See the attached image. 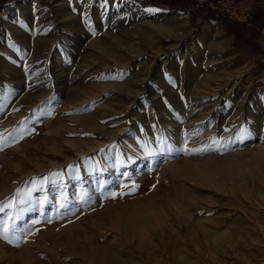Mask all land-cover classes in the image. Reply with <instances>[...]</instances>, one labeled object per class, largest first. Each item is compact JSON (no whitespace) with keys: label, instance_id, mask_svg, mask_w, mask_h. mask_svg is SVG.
Returning a JSON list of instances; mask_svg holds the SVG:
<instances>
[{"label":"rangeland","instance_id":"374dc122","mask_svg":"<svg viewBox=\"0 0 264 264\" xmlns=\"http://www.w3.org/2000/svg\"><path fill=\"white\" fill-rule=\"evenodd\" d=\"M18 1H0V11L4 13L0 18V58L6 59L15 70L11 72L9 67L3 75L0 64V154L11 151L18 140L30 144L38 135L48 133V123H54L55 119H61L59 122L63 126L61 136L64 140L70 141V144L78 142L83 149L77 152L71 149L69 143H59L74 158L73 162H64L63 157L35 147L30 146L25 150V164L20 165V170L31 171V175L0 198V264H26L29 259L30 264H95L92 258L84 259L73 251L70 243H75L74 249L84 244L83 238H75L82 235L88 216L98 212V219L111 228L120 213L134 203L146 202L148 198L158 199L153 208L158 212L153 211V218L144 214V220L148 223V244L138 238L127 241L126 234L117 229H114V234L97 239L98 244L107 245L115 252V258L121 260L119 264H124L129 256L134 257L138 264H149L150 258L145 252L150 251L153 253L151 256L158 258L159 264H223L224 261L227 264H264V169L246 168L239 173H227L217 180L209 176L217 165L233 160L243 165L250 163L246 157L250 141L246 134L251 131V124L264 131V1L95 0L102 11L100 17H91L79 13L72 6L67 7L68 15L62 16L53 8L56 0H38L46 18H35L31 23L27 21L24 10L17 12L12 7L13 16L9 11L4 12ZM126 1L151 12L144 14L135 10L128 13L124 7ZM156 22L174 27L179 34L185 29L190 32L177 42L163 35L159 41V51L153 53L147 50L141 59L133 49L126 51L123 44L120 46L119 41L128 40L129 44L135 45L134 49L144 48L142 35L135 34L133 37L127 29L135 27L148 31L151 24ZM94 42L104 44L102 53L95 49ZM3 44L7 52H2ZM215 50L217 57H223L220 59L221 65H215L218 61L214 65L200 64V68H196L198 71L193 68L195 71L187 72L188 64H194V58L199 53L208 56ZM124 51L131 57L126 59L128 64L125 67L121 62ZM184 52L185 57H181ZM170 61L182 63L185 69L179 84L181 89L175 85L179 90L175 98L181 100L184 91L192 89L186 87L187 84L194 85L205 73L217 70L227 96L224 98L225 111L217 113L215 127L219 130L217 126L225 121V130L233 129L230 144L227 141L229 138L221 137L215 142L214 136H210L206 142L194 145L192 151L185 149L187 142H181V151L174 153L171 149L168 153L160 151L158 154L151 144L145 147L139 137L134 136L147 154L145 160L136 162L128 159L129 163L123 165L122 169L102 168L101 157L113 145L107 143L108 137L116 134L125 136V131L132 130L134 124L142 127L143 119L151 115L158 120L164 111L175 112L164 94L162 109L157 108L151 95L155 81L160 83L163 79V83L170 82ZM40 65L46 66L42 73L45 76L41 72L39 74ZM86 65L89 75L82 72ZM161 67L158 75L156 71ZM145 68L149 73L143 81V94L136 103L129 102L127 107H123L119 104L122 98L102 92L83 104H70L61 109V105L68 104L70 100L77 104L78 92L85 86L117 81L126 83L130 90L135 82L134 77ZM31 69L34 74H31ZM28 75H31L29 79ZM25 83H29V87L31 83V87ZM5 84L13 87L8 94ZM172 85L174 87V83ZM118 92L116 90L115 94ZM125 94L131 96L127 92H119L118 95L124 97ZM208 95L215 99L213 93ZM91 103L92 111L71 115L84 117L103 108L106 112L102 110L101 113L106 114L108 119L97 122L102 128H110L111 133L87 131L86 122L72 123L64 116ZM10 116H19V120L16 119L18 122L12 124ZM114 119L120 121L110 123ZM154 125L159 126L158 121ZM239 130L243 131L240 135L237 134ZM255 140L264 146V137ZM42 143L40 141L39 146L43 149L45 145ZM90 143L95 146L92 151L89 150ZM216 145L226 149V152L219 154L212 151ZM209 157L214 158L209 160ZM54 161L63 164L56 165ZM81 166L85 169L84 176L80 173ZM11 168L0 159V185L5 190L9 182L4 177L7 174L17 177V169ZM37 170L38 173L35 172ZM145 170L148 172L145 173ZM71 178L75 179V183L65 188L64 182ZM53 182H59L62 187H55L50 199L48 196ZM89 185L94 192L83 194ZM58 191L62 193L60 198L56 196ZM76 192L77 203L70 204L68 199L71 200L70 197ZM106 205L110 208L105 209ZM183 210L189 211L192 218L201 219L210 229L218 231L219 236L224 232L229 234V242L233 245L232 255L226 252L229 245L224 240L204 239L189 222L192 233H187L182 220L185 218ZM78 211L83 214L84 220L82 229L77 227L78 231H75L77 229L71 226L72 220L66 218V221L63 215ZM234 217L238 219L235 221L237 225L233 222ZM217 221L221 222L220 225L216 224ZM238 223L243 225L242 228ZM70 236L72 240L68 242ZM221 243L225 250L222 254L224 257L220 254L222 252L217 253L220 249L217 246ZM137 246H142L141 254ZM127 249L131 255H126Z\"/></svg>","mask_w":264,"mask_h":264},{"label":"bare ground","instance_id":"6f19581e","mask_svg":"<svg viewBox=\"0 0 264 264\" xmlns=\"http://www.w3.org/2000/svg\"><path fill=\"white\" fill-rule=\"evenodd\" d=\"M97 5H96L95 0H56L53 8L57 14H60L62 16H67L69 13L67 7L72 6L73 8L77 9L79 11V13L83 12V13H86L88 16H91V17H96V16L100 17L99 13L102 10H100ZM12 7H13V9H16V11L17 10L18 11L24 10L25 16L27 17V21L29 23H31L33 20H35V18H40V17L46 18L45 14L41 11V9L39 7L38 0H20L16 3L12 4L11 6L7 7V9L4 10V12L9 11L11 13ZM124 7H126V10L128 11V13H132L135 10L139 11L140 13H144V14L151 12L150 10L141 9L138 5H136L130 1H126ZM1 15H4V13L2 11H0V18H1ZM10 15L13 16L14 14L11 13ZM178 19H180V18H178ZM178 22H181V21H178ZM156 23H152L151 28H149L148 31H144V30H142V28H135V27H134V29L133 28L127 29V30H129L130 35L133 37H135V34L142 35V37L144 38V48L141 47V48H135L134 49L135 45L133 46V45L129 44L128 40H126L124 42L119 41V43H121L120 46H122V44H123L126 51L130 50V48L133 49L134 54L139 59H141L147 50L150 52H153V53H156L159 51V41L163 35L168 37V38H172V40L177 42L181 38L187 36L190 32L189 29L188 30L185 29V31H182V33L179 34L176 32V29L174 27H173L174 28L173 29L170 26L163 25L161 23L158 24V22H156ZM15 24L16 23H14V25ZM178 29H180V28H178ZM216 29L218 30V28H216ZM123 30H125V29H123ZM17 31H19V30H17ZM16 38H18V37L16 36ZM129 38H132V37H129ZM110 39H111V37H110ZM20 40H21V38H20ZM117 41H118V39H117ZM16 42H18V41H16ZM15 44L17 46H19L17 43H15ZM93 45L95 46V49H97L98 51H101L104 44L94 42ZM2 46H3L2 52L3 51L7 52L6 46H4V44ZM126 51H124V59H123V61H121L124 65V67L128 64L127 63L128 61L125 62L126 59L131 58L130 56L125 54ZM101 53H102V51H101ZM185 54L186 53L184 52L181 57H183ZM41 55H43V54H41ZM44 55H46V54H44ZM192 56L190 58H192ZM1 58H3V57H1ZM1 58H0V60H1L0 64L2 65L1 66L2 74L4 75V73H6L5 72L6 69H9V67L11 68V72H14L15 70H13L14 69V68H12L13 66H11V64L8 61H6V59L2 60ZM220 59H223V57L222 58L217 57L216 50L208 56L207 55L205 56V55L199 53V55H197L194 58V62H193L194 64H188L189 66H188L187 72L189 73L190 70H192L193 68H195V69L200 68L199 67L200 64L201 65L202 64L214 65V63H216L218 61L215 65H221ZM37 60H38V58H37ZM64 60L65 59H63V61ZM44 61H45V59H44ZM44 61H41V63ZM192 61H193V58H192ZM179 63H177L176 61H170V67H169L170 82L169 83H163L164 81H163V79H161V82L163 81L162 84H161V82L155 83L156 82L155 81L154 85L157 88L155 86L151 87V95L153 98V102L155 103L157 108L162 109L161 107H163L162 105L164 104L162 101V98L164 97L163 96V94H164L167 101L169 102V104L172 105L175 112L172 113L169 111H164V113H162L163 115L158 116V118H159L158 120H157L156 116H154V115L149 116L150 114L149 115L147 114L149 116V118L147 117V119H145V120L143 119V121L141 122L142 127L135 125L134 124L135 122H134L133 123L134 124L133 129L125 131V136H119L118 134H116V135L111 134L112 136L108 137L106 139V141L109 145H112V144L113 145H112L111 150L108 153L102 155V157H101L102 168H104V169L105 168L122 169L123 165L129 163L128 159H131V160L136 161V162L145 160V156L147 154H145L144 148L141 146V144L139 142H137L135 140L134 136H138L142 145L145 147H148L149 144H151L152 149L158 154L160 153V151H165L168 153L171 149L174 153L181 151V149H180L181 146L179 145V144H181V142H185V143L187 142L185 149L188 151H192V148L194 147V145H196V144L198 145L199 143L201 144L203 142H206L207 141L206 139H208V137L210 138V136H214L213 140L215 142L220 140L221 137H224V138L226 137V139L229 138L227 141H228V144H230V141L232 139V135L234 133L233 129H231V130L229 129V131L228 130L226 131L224 128V124H225L224 122L225 121H223V123H221L220 125L217 126L219 128V130L216 129V127H215L216 117L218 115L217 113L221 112V111H225L224 110L225 109L224 98L227 96V94L225 92V88H224L225 86L221 82L222 78H220L219 74H216L217 70H211V71L205 73L201 78H199V80L194 85L187 84L186 87H190L192 89L184 91L185 94L183 96V99L181 100V99L175 98L177 95L176 92L179 91V90L177 91V88H178L179 84L182 82V78H181L182 73L185 70V69H183L184 68L183 64L182 63L179 64ZM39 64H40V62H39ZM45 64H46V62H45ZM41 65L39 66V70L36 68L39 71V74H40V72L42 74L45 70L44 67H46L45 65L44 66H41ZM114 65H115V63H114ZM160 69L162 70V67L158 68L156 71V73L158 75L160 73ZM195 69H193V70L195 71ZM88 70H89V67L87 65L84 66L82 68L83 74L85 72L87 73ZM25 71H27L26 67H25ZM8 72H10V70H8ZM33 72L34 71L32 70V73L31 72L30 73L34 74ZM36 72H35V74H36ZM86 73H85V75L90 74V72L87 74ZM148 73H149L148 68H145V69L141 70V73L138 76L134 77L135 82H134L133 88L130 89L131 91L127 88L128 86L125 85L126 83L120 84V82H117V81L116 82L114 81L115 83H112L113 81H110V82L108 81L107 83H104L101 85L97 84V85L85 86L84 88L80 89V92H78L79 97L77 96L76 100H75L78 102L77 104L74 101H73L74 102L73 103L70 100L68 104L64 103L63 105H61V109H64L65 106L69 107L70 104H74V105L83 104L84 102H86L87 99H92V98L97 97L96 93H102V92H104L105 94L107 92V95L110 94V95H114V96H117L119 98H122L123 101H119V104L123 107H125V106L127 107L129 102L131 104H133V103H136L137 101L140 100L141 95L143 94V91H144V89L142 87L143 81L146 78V76H148ZM45 75H43V76H45ZM32 76H35V75H32ZM29 77H31V75L30 76L28 75L27 78L29 79ZM6 79H8V78H6ZM9 80H11V79H9ZM125 81H128V80H125ZM32 83H33V81H32ZM172 83H174V87H173ZM25 84H26V86L29 87V85H28L29 83H25ZM158 85H160V86H158ZM175 85L177 86V88L175 87ZM5 86H6L5 89L7 90V94L10 93V91L13 89V87H11L10 85H6V84H5ZM180 86L178 89H181ZM30 87H31V83H30ZM116 90L119 92H127V93L131 94V96L128 97V95L125 94L124 97H120L118 95L119 92L117 95L115 94ZM208 93H213L214 94L213 96H215V99L212 100L209 97L210 95L207 96ZM5 97H7V96H5ZM117 97H114V98L117 99ZM175 99H177V100H175ZM92 106H93V104L91 103V105H88L86 108L85 107H83L81 109L79 108L78 110L74 111V113L73 112L65 113L64 116H66L67 119L72 123L77 124V123H85L86 122L87 123V125H86L87 131L95 130V132L98 131L102 134L104 132H106L107 134L111 133L112 130L110 131L109 130L110 128H107V129H106V127L102 128L101 125L97 122V120H99V119H108V116L106 114L101 113L103 108H99L97 110V112H95V114L89 113L90 115L84 116V117L71 115V114L83 113L84 111H92L93 110ZM198 107H199V109L196 110V108H198ZM104 112H106V111H104ZM110 113H111V111H110ZM64 116H62V118ZM18 117L19 116H16V117L10 116L9 118H11V123L13 124V123L18 122L16 120V119H18ZM59 121H61V119L60 120L55 119L54 123L51 122L52 124L48 123L49 124V131H47L48 133H45L44 135H40V136L38 135L37 138H34L33 141L30 142V144L22 143L23 141L18 140L17 142H15L16 145H15V147H13L11 149V151L9 150V152L6 151V152L0 154V159L2 162L7 163L8 165L12 166L13 167V168H11L12 170L17 169V171H18V173L15 174V175H17V177H15L14 175H11V174H7L4 177V179H6L9 182V187L7 190H5L4 186L0 185V192H1L0 198L3 197V195L7 194L9 191L10 192L13 191L15 188H17V186H19L24 181V179L26 177L31 175V171L25 170L23 172L22 170H20V165L25 164V163H23L24 162L23 161V154H24L25 150L30 146L35 147L39 150H43L44 152H49V153L52 152L53 155H55V156L58 155L60 157H63L64 162H73L74 158L70 157L68 152H66L64 150V148H63L64 146L59 144L61 142H63V143L65 142V143L70 144V141L64 140V138L61 136L63 126L60 124ZM117 121H120V120L114 119L110 123H112V122L116 123ZM155 121H158L159 126L154 125ZM120 125H122V124H120ZM250 127H251V131L246 134L250 140L249 145L247 146V150H246V155H247L246 157L249 158L250 163L243 165V164H241V162H239L237 160H233L231 162H227V163L222 164V165H217V166H215L213 171H211V175H209L210 177L213 176L214 179L217 180V179H221L227 173H232V172L239 173V172H242L241 170H246V168H247V170L264 169V146L259 145L258 144L259 142H257V143L255 142L256 141L255 139L260 138V137H264V133H263L264 131L262 132L261 130L258 129L257 126H252V124L250 125ZM204 131H206V132L204 133ZM241 133H243V131H241V130L237 131V134L240 135ZM201 137H203V139H201ZM40 141H43L42 144L45 145V148L42 149V147L39 146ZM77 143L78 142L74 141L73 143L70 144V147L72 150L80 152L83 149V147ZM51 144H53L54 146H52ZM43 145H41V146H43ZM88 146H89L90 151L95 149V146L93 143H90ZM225 146H227V145H225ZM244 147H246V146H244ZM241 149H239V150H241ZM212 151H217V152H219V154H221V152L225 153L226 149L220 148L219 146L216 145ZM45 155H47V154H45ZM11 156H13L15 158L11 159ZM229 157H233V156H229ZM213 158L211 157L209 160H211ZM17 162H18V164H16ZM54 162H53V164L60 165V166H61V164H63V162L62 163H58V162L54 163ZM141 166H143V164H141ZM171 167H172V165H171ZM5 168H6V166H5ZM173 169H176V168L173 167ZM261 171H263V170H261ZM35 172L38 173V170ZM147 172H148V170H145V173H147ZM4 173H6V171ZM80 173H81V175L84 176L85 169L83 166L80 167ZM207 178H205V179H207ZM74 181H75L74 178H71V179H68L67 181H65L64 182V183H66L65 188L69 187L71 185V183H75ZM253 181L255 182L254 178H253ZM217 184H219V183H217ZM90 186L91 185H89V187H87L85 189L83 194H87L89 192H91V193L94 192V191L92 192ZM55 187L61 188L62 184L59 186V182H53L52 183V189H51V192L49 193L48 198L51 199L53 197L52 192L56 190ZM58 190H60V189H58ZM56 193H57L56 194L57 197H59V198L62 197V193L60 191H58ZM77 195H78V192L74 193L70 197L71 200L68 199L70 204L72 203L75 205V203H77V202H75L78 198ZM97 198H100V197L97 196ZM148 199L146 200V202L134 203L131 207L124 210V213H120L118 218H116L115 221H113V226L111 228L107 227L104 224V222L102 221V219H100V220L98 219L99 218L98 212L97 213L93 212L92 214H90V212H91L90 211L89 212L90 215L88 216L89 219L87 221L86 220L84 221L86 224L84 223V230H82L83 233L81 235L82 237L80 235H78V237L75 238L76 240H77V238H80V239L83 238L82 240H84V244L78 246V249H74L75 243L70 242V240H72L71 239L72 236H75V235H72V236H70V239H68L69 240L68 242H70L71 245L73 246V247H71V249L73 251L77 252V254L80 255L81 257H83L84 259L86 257L92 258L95 264H119V262L121 260H117L119 258H117V259L115 258L116 257L114 255L115 252L112 249L108 248L109 246H107V245L98 244L97 239L108 237L109 235H112L115 233L114 229H117V230H120L121 232H123L124 234H126L125 239L127 241L131 240L132 238L133 239L138 238L140 241L142 240L148 244V242H146V240L148 239L147 238L148 223L144 220V214L146 213L151 218H153L152 217L153 213H154L153 211H155V213L158 212L157 210L153 209L157 205L158 199H156V198L149 199V200ZM106 206L107 207H105V209L110 208L109 205H106ZM71 207H73V205ZM182 215H183V217L186 218V220H185V218L181 217L182 220L184 221V224H185L184 230L187 231V233H192V229L190 227V225H191V226H194L197 230H199L201 232L200 234L202 235V237L206 240L212 239L213 241H216L217 240L216 238H220V239L224 240V242L229 245L228 248L225 247V248H227L226 252H231V255H232L233 245L231 242H229V239H228L229 234L224 232L223 234H220L221 236H219L218 231L210 229L209 227H207V225L205 223H202L201 219L194 218L195 216L192 218L191 213L187 210H183ZM63 217L65 218V220H66V218H69L72 220V221L71 220L70 221L73 225H71V223H70V225L73 226V228L77 229L75 231H78V228L82 229V226H83L82 222L84 219H83V214H81L79 211L76 214L75 213L71 214L70 212H68L67 214H64ZM236 217H237V215H236ZM95 219H97V221H95ZM233 219H234L233 222L237 225V223L235 221H237L238 219L235 220V217ZM218 220L220 221L221 219H218ZM188 222L191 224L188 225L189 224ZM217 222H216V224L220 225L219 223H221V222H218V223ZM239 226H240V228H242L243 225L239 224ZM79 234H80V232H79ZM260 234H259V236H260ZM239 239L242 240V238H239ZM239 239L237 241H239ZM221 244H220V246H217L218 249L220 248L219 250H217V253H219V251H220V252H222V253H220L222 255L223 251L225 252V250H223V244L222 245ZM141 247L142 246H137L138 253H140V254H141V252H143L140 249ZM1 248H2V246L0 244V250H1ZM26 249H25V252H26ZM125 253H126V255H131V253L128 249L126 250ZM145 253L148 254L146 256L148 258H150L149 264H159L158 258L155 255H154L155 257L151 256L153 254V253H151V251L145 252ZM139 256H141V255H139ZM133 258L134 257L129 256V258L125 260L124 264H138V263H136V261ZM30 261H31L30 259L28 261H26V264H30ZM224 263L227 264L226 261H224Z\"/></svg>","mask_w":264,"mask_h":264},{"label":"crops","instance_id":"0c3cea01","mask_svg":"<svg viewBox=\"0 0 264 264\" xmlns=\"http://www.w3.org/2000/svg\"><path fill=\"white\" fill-rule=\"evenodd\" d=\"M0 1H2V0H0ZM264 1V0H263ZM264 3V2H263ZM264 6V5H263ZM264 8V7H263ZM261 44H263V43H261ZM264 46V45H263ZM261 47V46H260Z\"/></svg>","mask_w":264,"mask_h":264}]
</instances>
